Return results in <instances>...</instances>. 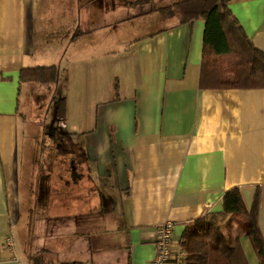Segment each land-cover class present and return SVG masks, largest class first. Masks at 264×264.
Here are the masks:
<instances>
[{"label": "crops", "instance_id": "crops-1", "mask_svg": "<svg viewBox=\"0 0 264 264\" xmlns=\"http://www.w3.org/2000/svg\"><path fill=\"white\" fill-rule=\"evenodd\" d=\"M96 1L49 7L48 0H0V261L148 264L165 221L172 223L173 261L185 225L220 212L223 195L236 187L247 207L259 188L264 238V90L201 87L204 21L175 18L131 48V94L90 108L97 82L106 90L112 75L111 40H97L91 19ZM104 1L109 10L121 1L113 8L118 16L133 9L138 20L162 18V0H151L157 7ZM228 8L264 53V0H231ZM50 66L60 71L55 85L20 83L21 70ZM43 90L54 95L49 103L65 99V114L57 118L54 110L51 128L40 124L45 107L29 103ZM83 126L86 142L62 141L47 155L40 136L77 135ZM108 181L118 198L108 196L105 206L96 183ZM66 185L73 188L67 195ZM239 246L242 264H258L243 234Z\"/></svg>", "mask_w": 264, "mask_h": 264}, {"label": "trees", "instance_id": "trees-1", "mask_svg": "<svg viewBox=\"0 0 264 264\" xmlns=\"http://www.w3.org/2000/svg\"><path fill=\"white\" fill-rule=\"evenodd\" d=\"M151 0H142L145 4ZM231 0H179L157 9L163 17L176 18L179 24L204 21L200 86L219 89H263L264 53L247 37L228 8ZM60 78L56 66L23 69L20 83L51 87ZM57 118L65 114V99H54ZM259 188L249 207L241 190L225 192L220 212L205 213L185 225L178 242L179 257L168 264H242L239 236H246L264 264V238L258 226ZM233 223L232 231L225 227ZM37 264V258H32ZM171 262V263H170Z\"/></svg>", "mask_w": 264, "mask_h": 264}, {"label": "rangeland", "instance_id": "rangeland-1", "mask_svg": "<svg viewBox=\"0 0 264 264\" xmlns=\"http://www.w3.org/2000/svg\"><path fill=\"white\" fill-rule=\"evenodd\" d=\"M49 1V7H53V4L57 0H48ZM179 1V0H178ZM148 6H155L157 7V1H149ZM120 4L121 1H117L113 4V8L116 6V4ZM168 3V4H165ZM107 4V3H106ZM105 4L104 0H97L92 8L91 12L94 13V16L91 15L92 21L94 20L95 25L98 27V37L97 40L101 39L111 40L112 43V71H111V80L107 79L106 86L107 89L104 90V82H97V87L95 91V96L92 97L91 102L89 103V107L96 108L97 104L94 102H106L110 99L115 98H123L124 96H128L133 91V86L136 79V64L134 62V59L130 55L131 48L136 44V42L141 39L144 36L153 34L155 30L162 29L170 26L176 19L173 17H163L160 18L159 16H153L150 18H142L140 20L137 19V16L135 14V10L130 9L129 11H126L123 13V15L118 16L114 13V9L108 8V6ZM172 5V3H169L168 1L162 0L161 6L167 7ZM48 7V9H49ZM161 7V8H162ZM160 9V8H159ZM110 11V12H109ZM129 19H127L128 17ZM121 18H124V21L122 22H116L117 20H120ZM139 18V17H138ZM137 19V20H136ZM114 24V25H112ZM46 89V87H45ZM104 92L103 94H101ZM54 96L52 93H50L48 90H43L40 97L34 96L29 102L32 104V108L35 107V104H41L45 107V112L42 114V123L45 128H51V124L54 117V110L55 105L53 103H49L51 101L50 99ZM24 97V96H23ZM82 116L84 117L85 114L82 113ZM64 131H67L68 133L71 130L70 127L63 128ZM79 130H81L80 133ZM89 130L87 126H83L82 129H77L76 133L77 135H61L58 136L57 133H54V138L40 136V139H45V147H46V153L47 155L50 154L51 156H54L57 154V150L60 146V142L63 141L64 147L74 146L75 143H82L87 141V135H89ZM59 139V143H58ZM72 157L73 162L75 164V167H79L80 163L79 160L76 158L78 155H76L75 149H73ZM71 177V176H69ZM109 183V184H108ZM97 190H98V196L101 198V195L104 197L105 206H107V198L108 196H112L113 199L117 197V193H112L113 191L111 189V182H105L100 183L97 182ZM63 190H65V195L73 190L72 187L66 185L63 187ZM118 198V197H117ZM107 200V201H106ZM234 230L235 225L233 223L228 224L225 227V230L228 231Z\"/></svg>", "mask_w": 264, "mask_h": 264}, {"label": "built area", "instance_id": "built-area-1", "mask_svg": "<svg viewBox=\"0 0 264 264\" xmlns=\"http://www.w3.org/2000/svg\"><path fill=\"white\" fill-rule=\"evenodd\" d=\"M172 223L165 221L161 223L156 232L155 238V254L148 264H168L172 254ZM4 244L8 248H12V237L7 236ZM0 264H10L8 261H0Z\"/></svg>", "mask_w": 264, "mask_h": 264}, {"label": "flooded vegetation", "instance_id": "flooded-vegetation-1", "mask_svg": "<svg viewBox=\"0 0 264 264\" xmlns=\"http://www.w3.org/2000/svg\"><path fill=\"white\" fill-rule=\"evenodd\" d=\"M65 145V144H64Z\"/></svg>", "mask_w": 264, "mask_h": 264}]
</instances>
